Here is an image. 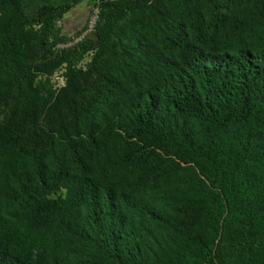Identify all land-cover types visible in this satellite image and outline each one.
<instances>
[{"label": "trees", "instance_id": "trees-1", "mask_svg": "<svg viewBox=\"0 0 264 264\" xmlns=\"http://www.w3.org/2000/svg\"><path fill=\"white\" fill-rule=\"evenodd\" d=\"M23 1L0 0V264H264V0H90L79 41L83 0Z\"/></svg>", "mask_w": 264, "mask_h": 264}, {"label": "rangeland", "instance_id": "rangeland-1", "mask_svg": "<svg viewBox=\"0 0 264 264\" xmlns=\"http://www.w3.org/2000/svg\"><path fill=\"white\" fill-rule=\"evenodd\" d=\"M65 1L67 0H24L23 4L26 11L29 14H33L42 4H57ZM92 11L93 6L90 0L81 1L79 4L73 7L60 22L64 32H66L68 35H74L76 32L81 30L86 24L88 18L91 16V13L94 12ZM53 80L58 84L62 83V78L59 72L54 75Z\"/></svg>", "mask_w": 264, "mask_h": 264}, {"label": "built area", "instance_id": "built-area-1", "mask_svg": "<svg viewBox=\"0 0 264 264\" xmlns=\"http://www.w3.org/2000/svg\"><path fill=\"white\" fill-rule=\"evenodd\" d=\"M96 18H97L96 13H93L89 17V20H88L87 25H86V29L81 34H79L77 37H75L74 41L81 40L83 38V36L85 35V33L89 32L91 29H93Z\"/></svg>", "mask_w": 264, "mask_h": 264}]
</instances>
